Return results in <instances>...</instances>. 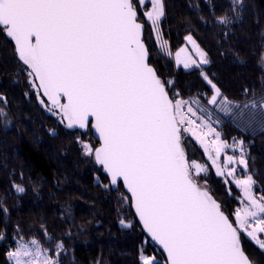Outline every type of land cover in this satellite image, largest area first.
Returning <instances> with one entry per match:
<instances>
[{
  "label": "snow or ice",
  "instance_id": "6c2138e0",
  "mask_svg": "<svg viewBox=\"0 0 264 264\" xmlns=\"http://www.w3.org/2000/svg\"><path fill=\"white\" fill-rule=\"evenodd\" d=\"M244 8L227 0L200 22L226 40ZM166 17L165 0H0V46L11 49L13 83L54 118L50 135L71 136L95 184L114 196L119 225L137 241L132 264H255L264 186L258 195L247 135H264V93L230 99L191 29L173 51ZM168 65L196 79L181 87ZM237 113L248 118L233 119L241 135L229 140L222 116ZM0 119L11 123L6 93ZM33 231L17 224L9 237L5 227L4 264H64V238L43 222Z\"/></svg>",
  "mask_w": 264,
  "mask_h": 264
},
{
  "label": "trees",
  "instance_id": "16d2710c",
  "mask_svg": "<svg viewBox=\"0 0 264 264\" xmlns=\"http://www.w3.org/2000/svg\"><path fill=\"white\" fill-rule=\"evenodd\" d=\"M165 2L167 17L162 27L173 51L191 29L209 52L211 64L205 71L215 74L230 99L242 104L245 88L255 89L257 95L264 93V0H244L241 20L231 27L226 40L222 32L217 34L219 30L203 26L200 17L211 20L213 9L220 15L227 0ZM158 60L164 71L168 61L163 54ZM14 71L11 49L0 46V93L8 95L11 120L6 127L0 119V209H8L7 215L0 211V233L7 227L11 237L20 224L25 233L31 229L35 234L43 222L57 238H64V264H96L99 260L103 264H132L137 241L134 233L119 225L114 196L95 184L96 174L78 153L71 136L64 132L50 135L54 118L28 102L23 89L13 83ZM166 74L177 75L181 87L196 79L183 70L177 73L172 65ZM247 118L248 113L222 116L226 138L241 135L233 119L240 122ZM247 141L250 166L258 173L259 194V187L264 186V135L248 134ZM14 183H23L26 191L16 193ZM9 242L0 241V264L5 262ZM249 251L255 264H264V256Z\"/></svg>",
  "mask_w": 264,
  "mask_h": 264
},
{
  "label": "rangeland",
  "instance_id": "374dc122",
  "mask_svg": "<svg viewBox=\"0 0 264 264\" xmlns=\"http://www.w3.org/2000/svg\"><path fill=\"white\" fill-rule=\"evenodd\" d=\"M258 194V193H257ZM259 195V194H258Z\"/></svg>",
  "mask_w": 264,
  "mask_h": 264
}]
</instances>
